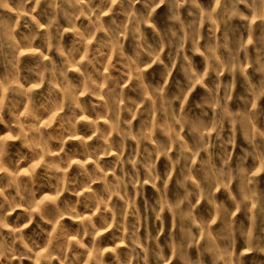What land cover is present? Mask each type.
<instances>
[{
    "label": "clouds",
    "instance_id": "clouds-1",
    "mask_svg": "<svg viewBox=\"0 0 264 264\" xmlns=\"http://www.w3.org/2000/svg\"><path fill=\"white\" fill-rule=\"evenodd\" d=\"M0 264H264V0H0Z\"/></svg>",
    "mask_w": 264,
    "mask_h": 264
}]
</instances>
